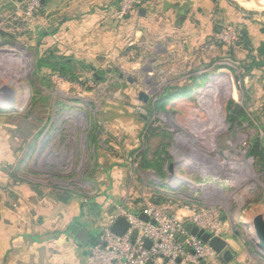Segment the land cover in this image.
I'll list each match as a JSON object with an SVG mask.
<instances>
[{
  "label": "rangeland",
  "instance_id": "1",
  "mask_svg": "<svg viewBox=\"0 0 264 264\" xmlns=\"http://www.w3.org/2000/svg\"><path fill=\"white\" fill-rule=\"evenodd\" d=\"M230 2L232 14L221 18L219 7L215 11L218 31L231 26L237 35L226 43L214 33L227 49L199 66L207 74L203 86L157 105L166 88L189 84L183 80L192 70L178 71L175 57L165 64L142 61L143 71L112 66L105 81L94 77L101 71L77 65L80 82L66 85L37 67L52 51L38 44V19L8 30L7 18L19 5L0 0V91L13 93L10 102H0V138L16 159L11 173L22 175L17 160L28 152L35 170L23 176L33 173L44 193L88 201L111 188L118 195L131 191L136 203L154 188L163 201L215 207L228 234L246 239L250 263L264 264L246 227L264 216V172L247 155L254 139L264 144V102L257 91L264 84V42L247 36V46L241 36L264 34V9Z\"/></svg>",
  "mask_w": 264,
  "mask_h": 264
},
{
  "label": "crops",
  "instance_id": "2",
  "mask_svg": "<svg viewBox=\"0 0 264 264\" xmlns=\"http://www.w3.org/2000/svg\"><path fill=\"white\" fill-rule=\"evenodd\" d=\"M1 1L16 9L22 0ZM120 2L43 0L36 28L38 44L46 43L56 57L72 58L88 71H101L102 76L96 73L94 77L103 81L112 66L143 71L142 61L165 64L171 60L168 56L175 57L178 71L191 69V77L199 73L207 56H216L219 49L223 54L227 49L219 47L213 37L219 28L215 11L219 7L221 18L232 14L230 0H140L132 13L117 20L114 12ZM243 34L254 43L258 39L264 42L263 33ZM129 50L134 55L127 57ZM52 75L66 85L70 83ZM183 82L190 83V79ZM257 91L264 102V84ZM27 153L17 160L22 175H13L11 167L16 159L0 138V264H88L90 244H83L77 231L84 229L90 240V232L96 227L98 240L99 223L115 205L132 199L128 198L132 192L126 196L111 188L100 190L94 197L100 207L94 219L82 206L87 201L44 193L33 174L36 159ZM26 170L33 173L23 176ZM152 191L148 195L162 193L154 188ZM76 218L84 226L72 231L69 226ZM224 239L234 256L229 263L218 257L215 264H246V239L241 241L228 232Z\"/></svg>",
  "mask_w": 264,
  "mask_h": 264
},
{
  "label": "built area",
  "instance_id": "3",
  "mask_svg": "<svg viewBox=\"0 0 264 264\" xmlns=\"http://www.w3.org/2000/svg\"><path fill=\"white\" fill-rule=\"evenodd\" d=\"M42 3L43 0H22L16 16L7 18L9 22L6 21V28L15 27L18 30L26 22L38 19ZM138 3L139 0H121L114 18L122 20L135 10ZM236 35V30L227 26L217 31L215 38L229 43ZM126 55L133 56L134 51L129 50ZM162 197L161 193L151 194L148 199L136 203L127 200L115 205L99 223V242L89 248L88 264H200L202 260L205 264H215L218 254L208 243L191 235L185 225L190 223L211 236L224 238L227 233L226 221L219 210L182 201H160ZM141 213L148 217V221L139 219ZM118 218H124L128 223L122 235L110 230ZM133 232H136L135 238H132ZM251 235L252 232L247 230V241L253 244ZM180 237H183L182 241ZM145 240L149 241L148 247L144 246Z\"/></svg>",
  "mask_w": 264,
  "mask_h": 264
},
{
  "label": "trees",
  "instance_id": "4",
  "mask_svg": "<svg viewBox=\"0 0 264 264\" xmlns=\"http://www.w3.org/2000/svg\"><path fill=\"white\" fill-rule=\"evenodd\" d=\"M241 36H242V42L243 43L246 42L245 44H248L247 46H249V41L246 35H244L242 32ZM259 50H260L259 51L260 54H264V46H260ZM77 65H80L82 69L84 68L86 69V66L83 63L76 62L72 58H65V57L58 58L55 56L53 51H50V56L47 57L46 59L39 60L37 67L38 69H41L43 67L47 68L52 73L57 74L59 77L63 78L68 82L79 83L80 82L79 78L78 76L75 75V70H76L75 67ZM206 80H207V74L199 73L194 76H191L190 83L185 86L177 88L176 91H171L169 87L166 88L163 91L162 95L159 97L157 105L163 104L166 101H169L176 97H183L187 95L190 90H194L203 86ZM247 155L253 159L254 167L258 169V171L264 172V144L258 139H254L247 150ZM161 200L163 199L160 198V201ZM82 206L83 208L85 206V212L87 213L88 216L91 215L93 216V218L99 216V213L97 212L99 211L100 207L94 199L91 198L86 203H83ZM81 226H84V224L80 222L79 218H76L71 222L69 229L72 231H76ZM98 235H99L98 228L93 227L90 232V240H89L90 247L96 244Z\"/></svg>",
  "mask_w": 264,
  "mask_h": 264
},
{
  "label": "water",
  "instance_id": "5",
  "mask_svg": "<svg viewBox=\"0 0 264 264\" xmlns=\"http://www.w3.org/2000/svg\"><path fill=\"white\" fill-rule=\"evenodd\" d=\"M13 98V93L12 91L4 87L0 91V102L1 101H6L10 102ZM139 219L143 221H148V217L144 215L143 213L139 214ZM151 223L154 224V221L151 220ZM247 228H251L252 234L254 235V240H253V245L256 248V250L264 256V216L263 215H257L255 216L250 223L246 224ZM128 228V223L124 218H118L113 225H111L110 230L116 235H122ZM185 229L190 232L191 235L199 237L203 242L208 243V245L218 254L219 258L224 262V263H229L233 256H234V251L230 248L228 245V242L219 236H211V234L205 232L203 229H198L192 224L187 223L185 225ZM77 237L78 239L85 245L89 243V238L87 233L85 232L84 229L80 228L77 231ZM136 237V232L132 233V238ZM180 241L183 240V237L179 238ZM99 242V240H97ZM144 246L148 247L149 246V241L145 240L144 241ZM179 262V259L176 260ZM200 264H205V262L202 260Z\"/></svg>",
  "mask_w": 264,
  "mask_h": 264
},
{
  "label": "bare ground",
  "instance_id": "6",
  "mask_svg": "<svg viewBox=\"0 0 264 264\" xmlns=\"http://www.w3.org/2000/svg\"><path fill=\"white\" fill-rule=\"evenodd\" d=\"M238 5H240L245 10H251V11H259L264 9V0H234ZM247 230L251 231L250 227L247 228ZM253 233V232H252ZM251 238L254 240V235H251Z\"/></svg>",
  "mask_w": 264,
  "mask_h": 264
}]
</instances>
